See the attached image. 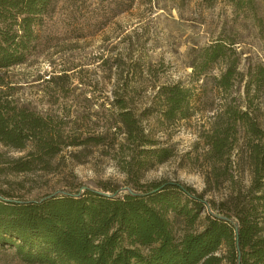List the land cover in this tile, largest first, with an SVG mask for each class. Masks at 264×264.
Masks as SVG:
<instances>
[{
    "label": "rangeland",
    "instance_id": "obj_1",
    "mask_svg": "<svg viewBox=\"0 0 264 264\" xmlns=\"http://www.w3.org/2000/svg\"><path fill=\"white\" fill-rule=\"evenodd\" d=\"M126 6L120 0H58L35 53L1 72V102L44 118L60 151L42 162L30 146L19 152L0 145V197L30 201L78 186L124 191L134 180L178 181L216 203L245 194V129L227 112L247 111L264 123V78H256L264 69V0H254L252 9H235L227 0H135ZM217 40L234 45L199 77L194 66ZM232 65L231 86L218 88ZM250 73L258 81L246 96ZM176 84L193 88L195 110L188 119L166 122L155 92ZM118 99L156 148L172 152L167 162L131 174L126 158L140 150L132 152L124 141ZM224 129L232 152L212 161L207 144ZM15 161L31 162L30 169L13 172ZM0 264L21 263L0 249Z\"/></svg>",
    "mask_w": 264,
    "mask_h": 264
},
{
    "label": "trees",
    "instance_id": "obj_2",
    "mask_svg": "<svg viewBox=\"0 0 264 264\" xmlns=\"http://www.w3.org/2000/svg\"><path fill=\"white\" fill-rule=\"evenodd\" d=\"M120 1L127 10L135 0ZM57 2L0 0V76L35 53L44 22ZM227 2L235 9H252L254 0ZM233 45L217 40L204 48L195 74L200 77L209 65L225 58ZM234 73L232 65L218 88L229 89ZM249 75L246 96L259 77L264 78V69L258 70L257 81ZM154 100L161 119L172 122L192 116L196 94L177 84L161 86ZM117 104L124 141L132 152L140 150L126 158L131 174L167 162L172 152L156 148L124 99ZM8 109L0 100V145L19 152L30 146L42 162L59 153L58 135L44 118ZM227 114L233 125L245 129L250 171L245 194L216 203L178 181L134 180L124 191L78 186L30 201L0 197V249L11 251L21 264H264V123L260 126L247 111ZM207 145L212 161L229 155L233 148L228 129L214 134ZM30 163L15 161L10 169L27 172Z\"/></svg>",
    "mask_w": 264,
    "mask_h": 264
}]
</instances>
